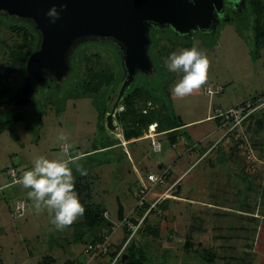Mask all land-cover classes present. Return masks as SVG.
Listing matches in <instances>:
<instances>
[{"label":"rangeland","instance_id":"rangeland-1","mask_svg":"<svg viewBox=\"0 0 264 264\" xmlns=\"http://www.w3.org/2000/svg\"><path fill=\"white\" fill-rule=\"evenodd\" d=\"M226 3L222 16L217 17L209 31L178 34L169 27L149 25L151 45L148 54L154 65L160 66L161 59L164 63L172 52L179 53L193 47L208 57V76L202 86L184 97L175 96L171 89L182 74L172 73L164 65L160 77H148L138 71L125 96L137 86L144 91L151 90V94L167 104L170 111L175 109L176 115L184 121H192L207 115L215 116L218 110L228 111L264 95V44L257 46L249 0H241L238 7L230 0ZM19 25L34 30L30 22L14 21L0 13V73L7 70L13 54L25 48L22 35L13 29ZM38 37L37 48L41 35ZM123 59V52L113 42L86 39L79 42L69 55V65H73L76 71L74 76L70 77V72L63 80L65 82L58 83L54 75H47L31 103L15 106L13 102L24 87L25 75L15 92L0 100V123L16 116L23 119L17 124L19 141L13 140L9 132L0 135V264H101L100 260L88 263L85 255V244L91 239L85 223L86 211L98 206L107 209L110 221L116 224L111 235V241L116 242L125 236L117 221L119 203L125 207V213L131 212L139 219L142 214L135 211L137 200L134 195L141 187H152L147 179L148 173L156 172L158 163L164 162L178 178L181 175L179 167L185 171L195 160H191V154H183L184 145H181L180 148L184 147L181 151L166 143L162 152L157 154L151 139L124 144L117 132L107 128L108 115L104 118L103 112L109 110L117 91L116 85L120 82L88 98L64 100L66 94L74 92L80 70L84 73L88 69L103 70L107 74L113 72L121 80L125 73ZM206 87H222L223 92L209 96L205 94ZM145 101L142 99L140 105ZM213 126L214 122L197 125L189 130L191 138L183 139L200 145V140L212 132ZM61 135L67 139L61 141ZM261 136L264 138V133ZM112 144L118 145L111 150H97ZM63 146L69 148L68 154L62 151ZM40 155L69 161L78 158L76 163L87 173L81 175L75 171V164L71 165L75 188L85 211L63 230L55 228L47 210L34 211L33 202L27 197L28 190L19 183L23 171L31 168L33 160ZM212 157L200 161L183 177V191L190 192L191 198H202V191L209 189L217 200V192H223L226 185L229 191L234 189L235 183L209 182L210 177L215 179L218 174L210 166V162H215ZM8 169L15 171V178L8 176ZM207 183L212 186L208 187ZM168 186L153 187L152 195L159 197ZM20 202L25 204L23 216L16 214ZM247 263L243 261L241 264ZM108 264H111L110 260Z\"/></svg>","mask_w":264,"mask_h":264},{"label":"crops","instance_id":"crops-1","mask_svg":"<svg viewBox=\"0 0 264 264\" xmlns=\"http://www.w3.org/2000/svg\"><path fill=\"white\" fill-rule=\"evenodd\" d=\"M114 122L118 128L114 132H117V136L123 139L122 143L125 144L122 128L116 122V118ZM183 122L187 133L184 137L186 139L191 138L189 130L197 125L214 122V126L211 128L212 132L200 140V145L191 144L188 140L184 141L183 137L175 145L176 147L167 143L181 151L184 147H180L184 145L183 154H189V156L191 154V160H195L185 171H182L181 166L179 167L181 175L178 178H175L171 169L170 185L178 182L179 194L175 197L171 193L167 195V198H170V208L164 211V217L157 214H151L149 217L148 225L159 231L160 239L153 240V245L149 237L140 235L138 242L142 247L151 246L149 248L151 252L159 253L162 264H208L203 262L197 253L200 254L209 248L216 250L219 255L213 264H241L243 261H247V264H264V143L261 142L264 141L261 136L264 130L257 129L254 125L256 119H254L244 126V132L250 133L251 139L258 143L256 146L252 143L250 147H233L230 146L231 143L226 142L215 146L221 140L223 131L218 121L214 119V115L192 121L183 120ZM164 136L160 134L157 137V140L161 142L162 150L166 144ZM162 150L154 153H161ZM249 155L252 157L249 158ZM208 156H213L215 162H210V166L218 172L215 179L209 178V182L222 185H226L227 182L235 183L234 189L229 191L226 185L223 192H217V200H214L211 196L213 192H209L207 188L202 191V198H191L190 192L183 191L181 185L183 177L193 166ZM219 165L221 168L217 169ZM161 166L168 167L164 162L158 163L155 167L157 171H151L148 175L159 172ZM10 170L7 171L8 176ZM207 186L211 187L212 183H207ZM153 190L150 193L151 202L165 193L164 191L157 197L156 194L152 195ZM187 192L189 197L186 196ZM125 214L135 218L131 212ZM123 241L124 238L116 242L111 241L110 237L113 253L122 248ZM185 244H188L191 252L185 253ZM101 262L105 264L108 260Z\"/></svg>","mask_w":264,"mask_h":264},{"label":"water","instance_id":"water-1","mask_svg":"<svg viewBox=\"0 0 264 264\" xmlns=\"http://www.w3.org/2000/svg\"><path fill=\"white\" fill-rule=\"evenodd\" d=\"M230 1L236 7L241 3ZM53 5L59 11L55 23L46 15ZM225 7L226 0H0V13L33 22L41 34L38 50L27 63L24 87L13 105L31 103L47 75L62 83L71 72L69 55L79 42L108 40L123 51L125 69L107 116V128L114 132L116 108L137 72L156 73L148 54L149 25L169 27L178 34L209 31ZM126 259L124 255L123 262Z\"/></svg>","mask_w":264,"mask_h":264},{"label":"trees","instance_id":"trees-1","mask_svg":"<svg viewBox=\"0 0 264 264\" xmlns=\"http://www.w3.org/2000/svg\"><path fill=\"white\" fill-rule=\"evenodd\" d=\"M249 3L251 5V9L254 15V28L256 31L255 39L257 41V46L259 48L260 45L264 44V0H249ZM8 17L11 20L18 22L27 21V20L18 19L16 17H10V16ZM29 22L30 25L33 26L34 30L32 31L29 29L28 26L25 25L14 26L13 28L14 31H17L18 34L22 35L23 44L25 48L23 50L20 49L19 51L15 52L12 56L11 64L8 66L7 70L4 73L3 72L0 73V100H5V98H8V96H10L15 92L19 82H21V80L27 73V63L30 56L38 50L37 44L39 40L38 36L40 33L36 30L35 24L31 21H28V23ZM161 60L162 62H160L161 63L160 66H156L157 64L155 63L156 73L155 75H153L154 78L157 75L160 77L161 70L165 69L163 59ZM70 68H71V73L69 76L71 77L76 74V71L75 68H73V65H71ZM80 74L81 75L78 78V82L73 87L74 92L68 93V95L66 94L64 100H69V99L79 100L83 98H88L90 96L99 94L104 88L115 86L118 82H120L118 85H116L117 86V91L115 93L116 95L119 87L122 84V79H123L120 78L121 80H119L115 75V73L112 72L107 74L106 71L103 70L94 71L88 69L85 73L80 70ZM150 91L151 90L144 91L141 87L137 86L133 90L129 91L128 94L124 96V98L122 99L121 105H124L125 111L121 114H117L115 118L118 125L122 128L124 140L127 143H136L135 140L138 141L140 139L147 137L150 133L151 126L153 124H157L158 125L157 131L158 133L165 135L164 136L166 138L165 142L175 146L179 143L181 138L185 137V135L187 134L185 131L186 129L185 124L182 118L176 115L174 109L173 111H170L168 105L165 104L164 102H161L162 100L160 101L156 96H153V94H151ZM142 99L146 101L141 106L140 102ZM148 100L150 101V104H147L149 102ZM112 104L108 107L109 110L106 109L103 112L104 118H106V116L109 114ZM144 111L147 112L144 113ZM254 119H256V123L254 125H256L257 129H259V131L264 130V112H260L251 116V118H249L246 121L245 126ZM21 120H23L21 116H16L11 118L9 121L0 123V135L3 134L4 132H9L13 140L19 141L20 137L18 133L17 124ZM246 136L248 138L250 145H252V143L254 144V146L258 144L255 143L254 139L253 140L251 139V135L248 131L246 132ZM116 145L118 144L108 145L105 147H101L97 150L110 149ZM230 146L241 147L243 145H241V143L238 141L232 140ZM165 168L169 169L167 182L168 185L171 186L173 185V184L170 185L171 175H172L171 168H168L166 166L164 167L161 166L160 170ZM178 187H179V183L177 182L175 187L176 192H171L172 196L174 197L178 196L179 194ZM147 188L150 190L151 193L153 188L152 187H147ZM137 192L134 195L136 200H137V196H136ZM119 204L120 205H119V211L117 213V221L119 222L118 224L120 226L126 217H130L132 221L138 222L139 219L144 215L145 210L150 206L149 204H146L143 210L135 208V211H139L142 214V216L139 219H137L131 216H126L124 206L121 203ZM169 208H170V198H167L166 196L158 203L156 210L152 214H157V212L159 213L160 211L162 213L160 216L164 217V211L168 210ZM105 213H107V209L106 208L102 209L99 206L93 208L92 210L86 211L85 223L87 225L88 232L91 234V239L89 242L85 244L86 246L89 244H93V245L105 244L107 243L106 237H111L112 233L114 232L113 229L116 226V224L110 221L109 218H106ZM149 217H147V219L145 220L142 228L139 230L137 235L127 244L124 250V255H127L128 259H126V261L123 262V258H122L117 264H147L148 259H149L148 264H154L152 260L155 261V264H162L160 263V258L158 255L159 253L157 252L154 253V251L151 252L149 249L151 248V246L142 247L140 242H138L137 240L140 235L149 237L151 239L150 240L151 242L155 239H160L159 231L155 228L149 227L148 225ZM122 228L126 232L123 241V244L125 245L128 239L130 238V233L123 226ZM108 243L110 246L109 255L112 258H114L116 253L112 252L110 241ZM124 245H122L121 247L123 248ZM184 249H185V253L192 251L189 248L188 244H185ZM150 254L152 255L154 254V256H150ZM198 255H200V258H202L203 262H206L208 264L215 263V261L219 257L218 252L212 248L206 249L205 251L200 252V254L197 253V256ZM101 261H107L106 257H102ZM72 263L73 262H69L67 264H72ZM105 264H108V262Z\"/></svg>","mask_w":264,"mask_h":264},{"label":"clouds","instance_id":"clouds-1","mask_svg":"<svg viewBox=\"0 0 264 264\" xmlns=\"http://www.w3.org/2000/svg\"><path fill=\"white\" fill-rule=\"evenodd\" d=\"M46 15L53 23L59 19V11L55 5ZM164 65L168 71L182 74L171 89L177 97L191 94L207 80L208 57L195 47L179 53H170L164 59ZM59 139L64 141L67 137L61 135ZM76 159L69 161L37 156L32 162L33 166L23 171L19 180L23 188L28 190L27 197L33 202L34 211L40 213L47 210L51 223L57 230H63L73 224L85 211L75 188L74 170L71 165L75 164V171L81 175L87 173L76 163Z\"/></svg>","mask_w":264,"mask_h":264},{"label":"built area","instance_id":"built-area-1","mask_svg":"<svg viewBox=\"0 0 264 264\" xmlns=\"http://www.w3.org/2000/svg\"><path fill=\"white\" fill-rule=\"evenodd\" d=\"M223 92L222 87H217L216 89L212 87H206L205 88V94L209 96L214 95H220ZM125 111L124 105H121V102L118 104L115 112V117L117 114H121ZM218 114L214 116V119L218 121V124L220 126V129L223 131V136L221 140L215 145L218 146L221 142L231 143L232 140L238 141L243 146L250 147V143L248 141V138L244 132V126L246 121L251 118V116L264 112V95L258 98H254L252 100L247 101L244 104H240L239 106L228 110H218ZM147 111H144L146 113ZM217 112V111H216ZM156 126V128H154ZM158 125L153 124L150 129V133L148 135V138L152 140V147L155 152H160L162 150L161 142L157 140V137L160 135L157 131ZM118 129V128H117ZM156 129V132L153 136V131ZM123 133V132H122ZM176 147V146H175ZM62 151L65 153H69V148L67 146H63ZM252 155H249V158H251ZM14 170H10V175L15 178ZM168 173L169 169H162L157 173H151L147 176L148 182L151 183L152 188L153 187H166L168 186ZM177 184V183H176ZM176 184H173L168 187V189L165 191V193L156 199L154 202H151L150 200V190L147 187L141 188L137 192V204L135 208H138L140 210H143L146 204H149L150 206L145 210L144 215L139 219L138 222L132 221L130 217H126L124 221L122 222L121 226L126 228V230L130 233V238L128 239L127 243L123 246V248L115 252L116 255L114 258H112L109 255V241L110 237H106L107 243L105 244H89L85 247V255L89 259V262H92L94 260H102V257H106L107 260L111 261V264H117L123 257H124V250L127 246V244L132 240L139 230L142 228L145 220L147 217H149L155 210L158 205V203L167 195H169L171 192H176L175 187ZM25 211V204L23 202L18 203V206L16 207V214L19 216H23ZM162 213L159 211L157 212V215H161ZM105 217L109 218V213H105ZM115 230V228L113 229ZM72 264H83L78 262H73Z\"/></svg>","mask_w":264,"mask_h":264},{"label":"bare ground","instance_id":"bare-ground-1","mask_svg":"<svg viewBox=\"0 0 264 264\" xmlns=\"http://www.w3.org/2000/svg\"><path fill=\"white\" fill-rule=\"evenodd\" d=\"M154 128H156V126H154ZM156 132V129L153 131V136H154V133Z\"/></svg>","mask_w":264,"mask_h":264},{"label":"flooded vegetation","instance_id":"flooded-vegetation-1","mask_svg":"<svg viewBox=\"0 0 264 264\" xmlns=\"http://www.w3.org/2000/svg\"><path fill=\"white\" fill-rule=\"evenodd\" d=\"M226 5H227V3H226Z\"/></svg>","mask_w":264,"mask_h":264}]
</instances>
